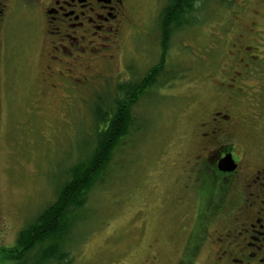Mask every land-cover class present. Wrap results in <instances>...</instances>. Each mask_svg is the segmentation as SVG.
I'll return each instance as SVG.
<instances>
[{
    "label": "rangeland",
    "instance_id": "obj_1",
    "mask_svg": "<svg viewBox=\"0 0 264 264\" xmlns=\"http://www.w3.org/2000/svg\"><path fill=\"white\" fill-rule=\"evenodd\" d=\"M242 1L198 2L196 23L170 40L163 77L169 80L170 71L171 81L151 87L133 108L139 132L116 152L108 182L89 195L84 220L69 243L71 264H177L184 249L194 246L189 238L205 213L208 187L183 170L195 151L193 123L215 97L225 110L226 95L235 92L240 74L247 84L257 82L246 66L249 36L243 29L250 15L238 5ZM136 2L110 60L90 61L69 47L51 52L49 64L34 55L39 29L21 21L10 29L18 44L9 52V81L2 89L4 246L13 248L18 232L54 203L70 167L94 140L95 109L111 106L120 84L139 83L159 63L157 16L163 1ZM205 249L197 264H212L213 250ZM1 264L17 263L3 257Z\"/></svg>",
    "mask_w": 264,
    "mask_h": 264
},
{
    "label": "flooded vegetation",
    "instance_id": "obj_2",
    "mask_svg": "<svg viewBox=\"0 0 264 264\" xmlns=\"http://www.w3.org/2000/svg\"><path fill=\"white\" fill-rule=\"evenodd\" d=\"M162 1L157 16L161 49L168 36L160 23L167 0ZM242 2L238 5L250 15L248 27L243 29L249 36L244 46L246 66L250 79L257 82L247 84L246 75L240 74L235 80V92L226 95L225 110L216 105L220 98L215 97L193 123L195 151L183 162V170L188 175L196 174V181L208 187L206 215L200 216L197 230L189 238L195 247L185 248L177 264H197L209 245L213 250L212 264H264V112L260 111L264 103V0ZM136 9V0H0V140L5 118L2 89L9 81L5 67L10 50L18 44L11 40L10 29L15 22L30 23L39 29L40 40L37 45L33 43L34 55L49 64L51 52L59 48L68 52L69 47L90 61L99 57L110 60V52L118 47ZM163 65L162 70L155 71L158 78L147 81L155 83L152 88L171 81L170 71L169 80L164 79L166 63ZM157 66L158 63L148 72ZM227 159L230 165L223 164ZM232 166L233 171H223ZM223 212L225 219L221 218ZM1 243L2 237L0 264L1 258L16 255L8 252L14 247Z\"/></svg>",
    "mask_w": 264,
    "mask_h": 264
},
{
    "label": "trees",
    "instance_id": "obj_3",
    "mask_svg": "<svg viewBox=\"0 0 264 264\" xmlns=\"http://www.w3.org/2000/svg\"><path fill=\"white\" fill-rule=\"evenodd\" d=\"M200 1L205 0H167L160 23L168 36L157 68L147 73L143 83L120 84L111 106L100 103L95 109L94 140L87 144L85 156L70 167L54 203L19 233L16 245L8 250L16 255L6 258H15L17 264H71L69 243L74 230L84 220L89 195L108 182L116 152L129 136L139 132L132 110L155 85L147 81L158 78L154 74L166 63L170 40L178 31L196 23L195 8Z\"/></svg>",
    "mask_w": 264,
    "mask_h": 264
},
{
    "label": "water",
    "instance_id": "obj_4",
    "mask_svg": "<svg viewBox=\"0 0 264 264\" xmlns=\"http://www.w3.org/2000/svg\"><path fill=\"white\" fill-rule=\"evenodd\" d=\"M223 164H225V165H230V161H229V159H227V160H223ZM235 168H234V166H232V167H230V168H227V169H223V171H233Z\"/></svg>",
    "mask_w": 264,
    "mask_h": 264
}]
</instances>
